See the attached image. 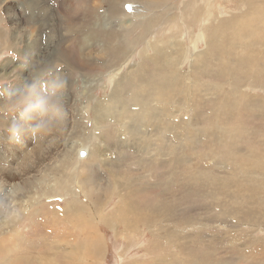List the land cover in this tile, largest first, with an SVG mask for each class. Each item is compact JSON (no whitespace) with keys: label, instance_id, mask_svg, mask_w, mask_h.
Masks as SVG:
<instances>
[{"label":"rangeland","instance_id":"1","mask_svg":"<svg viewBox=\"0 0 264 264\" xmlns=\"http://www.w3.org/2000/svg\"><path fill=\"white\" fill-rule=\"evenodd\" d=\"M179 1L173 0L175 3ZM187 1L193 2V0H181L180 6H183V3ZM149 2L151 0H0V152L2 155L6 154L0 156V164L10 165L12 174L19 176L17 171L22 169L23 173L25 169L30 168V163L32 165L36 160L45 159V162L47 161L49 164H44V168L48 166V170L38 172L37 174L41 178L32 181L30 183L32 186H29L26 191L35 190L37 183L40 185V188L37 189L40 190L48 187V185L58 184L57 176L54 175L56 171L64 172L63 176L65 177L68 173H75L70 165L68 168L65 163H62L63 167L61 164L60 167L59 164H55L53 162L57 159L55 153L61 154L70 149L72 152L70 151L69 156L72 155L71 159L73 158L75 161L77 160V146L82 143L88 144L91 145V160L96 163L93 166L94 171L86 169L85 172H82L78 170L77 174L73 175L76 177L71 175V179L68 177L64 180L66 186L80 189V178L90 176L97 179L101 178V184L106 186L108 178L117 175L118 179L116 180L129 184L133 188V193L128 195V199L132 202L135 210L153 208L155 214L153 218L135 216L134 212L129 213L128 211L124 217L117 213L113 215L122 220L118 221L116 218V223L115 221L112 223L114 226L101 221L95 222L96 225L93 224L96 229L99 227L98 230L102 239L106 242L104 244L103 241L104 243L101 244L105 247L99 246L100 250L97 249L96 252L93 250L95 252L93 257H97L98 261L96 259L95 261L98 264H127L132 261H138L141 264H264V188H261L264 187V171L262 169L259 171L258 168L254 167V171L252 170L253 172L250 173L249 177L246 170L250 164L233 166L219 154L228 149L248 153L250 147L251 149L254 148L253 150L264 148V107H250L247 110L244 109L247 108L246 104L239 103L242 111L240 122L243 121L244 123H233L232 119L220 123V128L217 130H224L225 132H223L224 135L216 136L214 143L209 142V139L207 140L213 145L203 146L201 142L203 138L200 140V135H198L195 140L197 142H194L195 146L193 147L189 145L190 141H185L178 134V137H169V141L174 138L172 140L174 146L163 149L165 155H159V157L147 154L148 152L143 145L144 138L141 140V142L143 141L142 144L138 146L131 139L128 140L129 137L125 136L123 132L124 124H130L134 125L137 130L140 129L138 131L144 136L149 135L147 138H150L146 123H133L131 115L123 116L116 110L109 111L107 106L98 108L99 105L108 102L117 103V96L125 100L126 106H132L128 95H122L119 85L129 75L126 74L127 72L137 71L143 59L155 54V46L151 45L154 44L155 39L167 42V46L172 44L170 41L173 37L186 42L185 53H176L179 58L177 64L181 63L184 71L189 70L197 55L204 53L205 50L208 52L204 41L199 42L197 40L195 42V38H200L201 32L206 34L205 29L196 23L193 28L190 27L178 34L171 35L169 31L168 34H163L160 31L162 26H159L155 28L152 36V30L149 32L151 37L141 35L140 25H136L140 20L133 21L132 17L128 15L130 12L127 10L132 4L138 5L141 9H144V6L154 8L155 5L153 7L149 5ZM217 5L218 8L215 12L217 18L213 24L237 13L238 17L232 19L231 26L235 30L238 27L236 19L251 7L248 2L244 6L238 0H221L217 1ZM170 12L171 9L160 10L157 15L158 17L163 15L168 17L174 12L176 14V9L172 10V14ZM131 20L132 28L130 27L129 30L124 26H127L125 22ZM166 23L169 27L172 22L166 20ZM188 24L186 22L184 26L187 27ZM210 29L214 30L215 25H212ZM192 31H195L198 36H193ZM217 32L214 31L215 37ZM119 35L121 36L120 39H118ZM237 37L239 35L235 33L229 35V39ZM141 38H146L147 41L145 42ZM137 39L138 41H136ZM247 39H255V36L247 37ZM233 44H238V41L233 40ZM226 48L232 54L241 56L251 54L253 58L251 64L254 68L237 67L236 71H241V75L255 68H260L259 63L264 51H257L256 48L238 49L237 45L234 48ZM130 55H134L135 58L130 59ZM200 59L213 65L208 67L209 70L205 73L206 78L203 76L208 84H214L218 81L225 83L221 85L226 89L231 87L227 79L219 78L216 74L218 65L226 66L225 60H230L229 55L226 54L224 57L218 55L215 56V59L209 57L207 60L201 56ZM124 61L131 62L125 65L118 75L116 80L119 82L115 85L117 88L115 89L113 85L108 86L109 76L107 72L116 64L118 66ZM231 64L234 68L235 64L232 62ZM214 71L215 75L213 76ZM49 72L54 75L60 72L67 81V89L64 93V116L67 118L63 116L57 125L61 132L57 128L48 136L43 135L42 140H40L41 148L39 146L35 149L33 145L37 141H33L29 136H25L20 144L11 143L6 129L13 122V119H18V116L6 114L4 107L7 103L8 91L21 87L31 77ZM243 77L238 79L239 84L242 82L246 84L247 78ZM249 90L258 96L264 95V89L252 88ZM68 91L71 93L70 99L65 98ZM209 94L206 95L205 100L212 98L213 95ZM215 96V101L220 99L219 102H215V110L204 109L201 117L193 121L196 123V128L205 127L206 119L211 116V112L213 111L218 115L216 108L224 106L226 95L218 96L217 94ZM87 104L90 107L89 118L86 117L87 113L83 111ZM175 105L182 106L181 103H175ZM175 108L172 107V110L175 111ZM181 110L182 112H175L177 117L181 116L183 121L192 119L193 109L188 110L182 106ZM62 123L65 125L63 126ZM229 123L234 125L230 124V126ZM190 127L194 128V126ZM232 131L243 133L237 141L238 144L229 145L227 139L224 140V137L235 134ZM244 131L246 132L244 133ZM155 138H158V135H155ZM205 138L207 139L208 136ZM186 142L188 143L186 144ZM30 146L32 147L31 153L28 148ZM209 148L215 149V154L211 153L212 150ZM156 152L157 150L153 151L154 154ZM98 162L104 163L100 169H98ZM26 175L25 179H28L29 175ZM33 176L30 174L31 178ZM18 180L16 179V181ZM59 189L63 188L58 187L57 190ZM22 190L25 191L24 188ZM24 191H19L13 200L1 203V216L6 215L4 218L11 220L25 210L27 206H24L27 203L24 200L33 199L35 193L26 198L27 195H24ZM123 191L126 193V190L121 191L119 187L117 188L116 184L111 185L110 192L104 196L105 200L108 199L105 212L113 210L120 202L119 194H124ZM3 193L5 191L1 190L0 194L3 195ZM56 194L57 192L51 191L50 195L56 197L53 200H48L47 196H43L44 202L47 203L40 208V212L35 214L36 216H32L35 223L28 220L25 226H30L29 229L27 227L22 228L21 232L24 237L20 238V247H17L9 255L10 257L17 256L19 258L18 264H36L40 258L43 260L53 259L52 264H58L56 261L61 262V264H74L65 260L62 256L65 252L61 253L60 256L57 253L58 235L50 226L53 224L51 219L52 214L55 213L54 209L59 206H66L65 201H57L59 196ZM24 203L25 205H23ZM75 205L74 210L69 215L80 213L81 218L91 217L88 204H81L84 206L83 209L79 204ZM60 218V224L63 227L66 225L69 233L66 234L69 237L67 240H65L66 235L60 236L63 241L74 245L87 236L86 229L81 230L76 227L72 220H64V216ZM4 244V239L0 235V251H5ZM86 257L85 255L77 256L75 262L87 264ZM0 264H8V260L0 261Z\"/></svg>","mask_w":264,"mask_h":264},{"label":"bare ground","instance_id":"2","mask_svg":"<svg viewBox=\"0 0 264 264\" xmlns=\"http://www.w3.org/2000/svg\"><path fill=\"white\" fill-rule=\"evenodd\" d=\"M106 1H108V0H106ZM180 1L175 3V2H173V0H151V2H149V5H151L153 7L155 5V7L154 8H148V7L144 6V9H141L136 4H132V5H130V8L127 10L130 13H128V12L127 13H128V15H130V17H132L131 19H133V21L136 19H138V21L140 20L138 23L135 21V23H137L136 25H138V24L140 25V32H141L140 34L143 36L148 35L147 37L150 36L149 32L151 30H152V33H151V36H152L153 33L155 32V28H157L159 26H162V28L160 30L161 33L168 34V31H169L170 34L172 35L174 33L178 34L179 32L185 31V30L189 29L190 27L193 28L195 26V23H196L199 27L205 29L206 34L201 32L200 38H198V39L195 38V42H197V40L199 42L204 41L206 43V48L208 49V52L205 50L204 53L197 55V57L193 60L192 64L190 65L189 70L184 71L182 69L183 67L181 66V63L179 62L180 64H177L179 58L177 57L176 53H180V54H181V52L185 53V49L187 48L186 42L184 40H180V39L173 37L172 41H170L172 44L167 46V42H164V41L161 42L160 39H155L156 41L154 42V44H151V45L155 46V54L148 56L147 59H143V62L137 71L131 70V71L127 72L126 74H129V75L126 76L121 81V83L119 85V88L122 90V93H123L122 95H124V94L128 95L129 101L131 102L132 106H130V107L126 106L125 100L123 98H119L118 96L116 97L117 103L108 102L106 104L98 106V108L100 106H107V108H109V111L116 110L120 115H123V116L131 115L133 123H136V124L140 123V122H142L144 124L146 123V125L149 128L148 132L150 133V138H147V137H149V135L144 136L143 133L138 131L140 129L137 130L134 125H130V124H124L123 132L125 133V136L129 137L128 140L131 139L133 141V143L137 144L138 146H140V144H142V142L144 141L143 145L148 152L147 154L148 155L150 154L151 156H152V154L157 156V157H159V155H165V154H163L162 150L167 148V147H173L174 146V141H172L174 138L171 139V141H169V137L170 136L175 137L178 134H179L180 138L185 139V141H190L189 145L193 146V147L195 146L194 142H197L195 140H196V137L198 135H200V140L203 138L201 140L203 146L206 147L208 145L209 146L213 145V144H210L209 142L214 143L216 141L215 137L224 135L223 132H225L224 130H217V128H220V126H219L220 123H223V121L226 122V120H228V119H232L234 121L233 123H239L240 122L242 111H241V107L239 106V103L240 104H243V103L246 104L247 108H244V109H247V110H249L250 107H252V108H254L256 106L264 107V95L258 96L256 94L249 92L250 91L249 89H252V88L264 89V52L261 56L262 57L261 62L259 63L261 69L255 68L254 70L249 71V72L245 73L244 75H241L242 74L241 71H238V72L236 71L237 67L247 66L249 68H254V66H252V64H251L253 61L251 54L249 56H241L238 54H232V52L226 48V47H233L234 48V46L237 45L238 49H240V48H245V49L256 48L257 51H264V0H256V1L255 0H238L244 6H246V4L248 2V4L251 7L249 9L245 10L243 15L240 16L238 19H236V23L238 24V27L236 28V30L232 29L231 26L233 23L232 19L238 17L237 13L229 16L227 19H220L217 24H213L215 22V19L217 18V13H215L217 10L216 8H218L217 7L218 6L217 1H221V0H193V2L192 1L184 2L183 6H180ZM111 3H113V2H111ZM126 3H129V2H126ZM146 5H147V3H146ZM206 7H207V9H206ZM123 8H124V6H123ZM166 9H169V10L171 9V12H170L171 14H172V10L176 9V14L174 12V14H172V15L168 14L169 15L168 17L166 15L158 17L157 13L160 12V10L165 11ZM218 11H219V9H218ZM124 17H127V16H124ZM166 20L169 22H172L169 24V27H167L168 23H166ZM221 20H223V21H221ZM107 22H106V24H107ZM186 22L189 23L187 25V27L184 26ZM125 24L127 26H124V27L128 28L130 30V27L132 26L131 25L132 20L130 22H125ZM212 25L213 26L215 25L214 30L210 29ZM133 26H135V25H133ZM103 28L104 27H102V29ZM122 28H121V30H122ZM108 30H110V29H108ZM134 30H135V28H134ZM215 30L218 31L216 37H215V33H214ZM108 32H110V31H108ZM132 32H133V30H132ZM233 33L239 35V37L234 38V39H229V35L233 34ZM105 35H106V33H105ZM141 35H140V37H141ZM192 35L198 36L195 31H192ZM206 36H207V38H206ZM250 36H255V39H247V37H250ZM119 37H121V36L119 35L118 39H120ZM214 37H215V39H213ZM142 40H144L145 42L147 41L146 38H143ZM233 40H237L238 44H233ZM136 41H138V39ZM103 49H105V48H103ZM87 50H89V49H87ZM44 52H46V51H44ZM92 52H93V49H92ZM122 53H124V52H122ZM99 54H101V53H99ZM226 54L229 55L230 60H225L226 66H224V67H221L220 65L217 66L216 74L218 76L217 75L216 76L219 78L222 77V78L227 79V81L229 82V85L231 86L230 88H227V89L221 85V84H225V83L217 81V83L214 82V84H208V82L206 80H204L203 76L206 78L205 73L207 70H209L208 67L209 66L212 67L213 65H212V63L209 64L208 62H204L200 59L201 56H203L204 59H206V60L209 59V57L215 59V56L221 55L222 57H224ZM140 56H142V53H140ZM133 57H134V55H130L129 58L133 59ZM129 58H126V59L129 60ZM119 59H120V57H119ZM55 61H56V59H55ZM131 61H129V62H131ZM230 61L233 64H235L234 68L232 67V64ZM114 62H117V61H114ZM129 62L124 61L122 64H120L118 66H116L117 65L116 64L114 67H112L110 69V71L107 72V74L109 76L108 77L109 83H107L108 86L109 85H113V86L117 85V83L119 82V81L117 82V80H116L118 75L121 73L122 68L125 65H127ZM53 64H56V63H53ZM210 72H208V73L210 74ZM57 74H59V76H60L62 73L57 72L56 75ZM214 75H215V71H214L213 76ZM243 76H245V77H243ZM61 77H62V75H61ZM241 77L247 78L246 84H244L243 82L241 84L238 83V79ZM23 78H25V77H23ZM116 88H117V86H115V89ZM209 93H211L213 95L212 98L205 100L204 98L206 97V95H210ZM217 94H218V96H221L223 94L226 95V99L224 101V106L220 107V108H218V107L216 108V109H218V115H216L213 111L211 112V116L206 119L207 124L205 127L196 128L195 127L196 123L193 121L195 119H198L199 117H201V113L204 111V109L215 110V105H216L215 102L217 100L215 101L214 97H216L215 95H217ZM70 95H71V93H69V91H68L66 93L65 98L70 99ZM122 95H120V97H122ZM219 100L217 102H219ZM175 103H181L182 106H184L188 110L193 109V117H191L192 119L191 120L186 119L183 121V118L181 116L177 117L175 115V112L176 113L182 112V110H181L182 106L181 105L176 106ZM88 106L89 105L87 104L83 111L85 113H87L86 117L89 118L90 115H88V113H89L88 111H90V109H89L90 107H88ZM172 107H176L175 108L176 110L173 111ZM250 110H252V109H250ZM116 115H117V113H116ZM65 118H67V117H65ZM126 123H128V121H126ZM233 123H229V125L233 124ZM242 123H244V122L242 121ZM62 125L64 126L65 123L64 124L62 123ZM190 126H194V128L192 129ZM221 127L223 128V126H221ZM232 127H234V126H232ZM240 128H242V127H240ZM226 131H228V130H226ZM60 132H61V130H60ZM230 132H231V130H230ZM245 132L246 131H244V133ZM233 133H235V132H233ZM241 134H243L241 131H236V133L234 135H229L226 138L224 137V140L227 139V143H229V145H233V144L237 143ZM155 135H158V138H155ZM47 136H46V138H47ZM206 136H208L207 139L205 138ZM42 138H43V136H40L36 139L37 142H35V144L33 145L35 149L39 146L41 148L40 140H42ZM142 138H144V139L141 142ZM145 138H147V139L145 140ZM204 139H206V141H203ZM207 140L209 142H207ZM181 141L183 142V140H181ZM221 142L223 143V141H221ZM187 143L188 142H186V144ZM77 147H78L76 150L77 160L74 161L73 158L71 159L72 155L69 156L71 150L67 149L64 152L61 151L62 152L61 154L55 153L57 155V159H56V161L54 160L53 162H55V164H57V165L59 164V167H60V164H61V167H63L62 163L67 164L68 168L70 165V168L74 169L75 173L78 170L85 172L86 169L91 170L93 172L94 171L93 166L96 163H94V161L91 160V152H92L91 151V145L82 143V144L78 145ZM28 148H29L30 153H31L32 147L30 146ZM138 149H140V148H138ZM142 149H144V148H142ZM209 149L212 150L211 148H209ZM253 149H251V147H250L248 153H246L245 151L244 152L240 151V150H238V151L233 150L232 151V149H228L227 151H221L222 153H219V152L218 153L222 156V158L227 159V162L232 163L233 166L241 165V164H250L246 170V173L249 176L250 173L254 171L253 170L254 167L258 168L257 170H259V171H260V169H262L264 171V148H262V149L258 148L259 150L258 149L253 150ZM154 150H157V152L155 154L153 153ZM24 152H26V151H24ZM169 152H171V151H169ZM214 152H215V149L212 150L211 153H214ZM236 152H238V153H236ZM239 152H241V153H239ZM26 153L25 154L23 153V154L26 155ZM3 155H6V154H3ZM3 155L0 152V156H3ZM50 156H52V155H50ZM47 163L48 162L47 161L45 162V159L44 160H36L32 163V165L30 163V168L28 167L29 169H25L24 170L25 172L22 173V169H21V171H17V175H19V176H16V174H14V173L12 174L13 171H12V168H10V165L5 166L8 164H3V165L0 164V191L1 190L3 192L5 191V193H3L4 196L2 194H0V205H1V203H5V202H9L10 200H13V198L18 195L17 193L19 191H24V190H22V188L25 189L24 195H27L26 198L31 197L30 195L33 196V193H35L34 197H32L33 199H31V200H30V198H28L26 200L23 199L24 202L27 203L26 205H25V203L23 205H25L24 207H26V206L27 207L25 208V210H23L19 214H17L16 217H14V219L10 220V218H4V217H6V215L5 216L2 215L3 216V218H2V216L0 215V235L3 237L4 242H5V244H4L5 251H0V261L7 259L8 264H18L17 260L19 258L17 256H14V257L11 256L10 257L9 255L11 252L16 250L17 247L18 248L20 247V244H21L20 238L24 237L23 233L21 232L22 228L24 229L27 227L29 229L30 226L29 227L25 226V223L28 220H31L32 222H34L32 219V216L39 213L40 208L42 206H44L45 203H47V202H44L43 196H47L46 198L48 200H50V199L53 200L54 198H56V197L50 195L51 191H54V193L57 192L58 195L56 194V196H59L57 201L63 200L66 202L65 207L59 206V207H56L54 209L55 213L52 214V219H51L52 221L50 220L51 222H53V224L50 225L51 228H53V230L56 231V233L58 235L57 236V242H58L57 243L58 244L57 253L60 256L61 253L65 252V254H63L62 256L65 258V260H67L68 262H72L74 264H77L75 262L76 257L80 256V255L87 256L86 257L87 264H98L95 261V259L97 257H93V254L96 252L95 250H97V249L100 250L99 246H101V248H102L103 246L105 247V245H103V246L101 245L104 240L102 239V235H101L100 231L98 230L99 227L97 229L95 227H93V224L95 222L101 221V222L106 223L110 226H114L112 223H114V221L116 220L117 217L115 218V216H113V215L115 213H117L119 215L121 214L122 217H124L128 213V211H129V213L134 212L135 216L138 215V216H141L143 218L148 217V219L153 218V216H155V214L153 213V208L152 209L149 208V209H145V210H139V209L135 210L134 209V207L132 206V202L130 201V199H128V195L133 193V188L129 184L121 183L119 180H116V179H118L117 175H113V177L110 176L108 178V182L106 183V186H103L101 184V181H102L101 178H98V179H100V181H98V179L95 177H93V178L91 176H90L91 178L90 177H82V178H80L81 179L80 180L81 188L79 189V188H74V187L69 188L68 185L66 186L65 181H64L66 178L70 177L71 175H72V177H76V176H73V175H75V173H73V174L68 173V174H66V177H65V176H63L65 174L64 172L56 171V172H54L55 173L54 175L57 176L56 179H58V184L57 183L55 185L52 184L51 186L48 185L49 189H48V187H45V188H42L39 190L37 188L40 185H38V183H37L38 186L36 185L35 190L26 191L29 188V186H32L30 184L32 181H36L39 178H41L40 175L38 176V174H37L38 172H43V170H45V172H46L48 170V166H47V168H44V164L46 165ZM11 164H13V163H11ZM103 164L98 162V169H100ZM18 169H14V170H18ZM242 170L244 171V169H242ZM26 174L29 175L28 179H25ZM30 174L34 175V176L31 178ZM35 174H37V175H35ZM112 174H113V172H112ZM251 177H253V176H251ZM16 179H19V180L16 181ZM69 179H71V177ZM76 181H78V180H76ZM52 183H53V181H52ZM114 183L116 184L117 188L119 187V189L121 191L126 190V193H125V191H123L124 194H122V193L119 194V197L121 200L113 208L114 211L110 210L109 212H105L104 209H105V205L107 204L108 199L105 200L104 196L106 195L107 192L108 193L110 192V187H111V185H115ZM42 187H43V185H42ZM58 187H61L63 189L57 190ZM254 187H256V186H254ZM257 187H259V186H257ZM261 188H264V187H261ZM254 192H256V191H254ZM81 196H83V198H81ZM15 202H16V200H15ZM84 203L88 204V206L90 207V211H91L90 216L91 217L81 218L80 213H77V214L73 213V214L69 215L71 213V211L74 210L75 204H79L80 207L83 209L84 206H82L81 204H84ZM11 206H13V205H11ZM75 206L77 207V205H75ZM50 216H51V214H50ZM61 216L65 217L64 220L65 219H67L68 221L72 220L74 222V225L76 227L80 228L81 230L86 229L85 231L87 233L86 234L87 236L80 239L74 245L70 244V242L63 241V239L61 237L65 236L68 233V231L66 229V225L63 227L62 224H60L61 223L60 222ZM121 219H124V218H121ZM118 221H122V220L118 219ZM125 221H127V219H125ZM115 223H116V221H115ZM122 223H124V222H122ZM95 225H96V223H95ZM115 229H113V230L115 231ZM116 231H117V229H116ZM67 239H69V237L66 235L65 240H67ZM53 244H54V242H53ZM104 244H106V242ZM94 246H95V249H94ZM93 250L95 252H93ZM102 255H104V254L102 253ZM56 262L58 264H61V262H58V261H56ZM52 263H53V259L43 260V258H40L38 260V262H36V264H52ZM127 264H141V263L138 261H132V262H129Z\"/></svg>","mask_w":264,"mask_h":264},{"label":"clouds","instance_id":"3","mask_svg":"<svg viewBox=\"0 0 264 264\" xmlns=\"http://www.w3.org/2000/svg\"><path fill=\"white\" fill-rule=\"evenodd\" d=\"M67 81L59 75L42 73L7 93V115L18 116L7 127L9 141L20 144L25 136L33 141L49 135L65 114L64 92Z\"/></svg>","mask_w":264,"mask_h":264}]
</instances>
